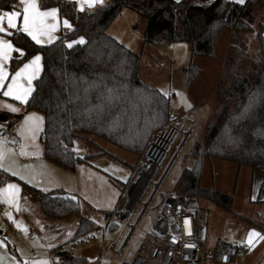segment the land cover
<instances>
[{"label":"trees","instance_id":"1","mask_svg":"<svg viewBox=\"0 0 264 264\" xmlns=\"http://www.w3.org/2000/svg\"><path fill=\"white\" fill-rule=\"evenodd\" d=\"M15 1L0 0V9H13ZM262 5L264 0H108L80 10L71 0H46L43 7H57L60 16L72 22L73 29L44 45L36 44L26 34H15L11 37L14 45L26 54L19 58L15 52L10 63L14 71L33 54L42 53L43 70L25 107L26 111L37 110L44 115L41 140L45 157L69 170H74L78 161L89 163L94 154L79 156L71 149L80 134L97 135L141 154L153 132L170 117L169 96L139 76L144 47L186 41L192 45V56L211 58L219 33L226 26L236 45L227 51L216 89L218 109L206 125L205 139L196 141L190 149L195 161L187 170L190 184L186 192L231 208L232 195L201 186L202 163L204 157H218L250 166L264 176V14L257 29L256 61L248 62L250 55L241 37V32L253 29L255 11ZM125 8L136 11L146 22L140 51L130 49L107 31ZM81 37L85 43H75ZM68 43L73 47L68 48ZM187 68L190 79L200 72L192 62ZM22 115L0 110V122L10 130ZM15 179L31 188L34 200L48 216H81L73 241L83 240L99 228L90 216L81 214L78 198L63 190L30 186L0 167V185ZM113 211H107V215ZM127 213L122 211L118 217ZM53 254V264L85 262L84 257L70 253L64 243L56 246Z\"/></svg>","mask_w":264,"mask_h":264},{"label":"rangeland","instance_id":"2","mask_svg":"<svg viewBox=\"0 0 264 264\" xmlns=\"http://www.w3.org/2000/svg\"><path fill=\"white\" fill-rule=\"evenodd\" d=\"M232 1L239 2V0ZM121 13L113 20V22L117 21L115 24L119 25L121 21H124V14L122 18L117 20ZM131 13L135 15V19L130 30L134 34H137L138 31L141 34V42L136 49L140 51L142 49L145 21L140 18L138 13ZM263 14L264 5L259 6L255 11L253 29L241 32V37L245 40L250 55L249 63L256 61L258 58L257 29ZM233 44L235 43L231 41V30L225 26L219 33L214 56L211 58L192 56V45L186 41H177L167 45L151 44L144 48L140 65L141 78L152 87L159 88L169 96L170 115L179 118L177 122L184 132L189 130L192 121L195 123V127L190 131L183 144V133L175 139L161 167L154 174L153 182L143 197V201L146 202L154 192L149 207L144 214L140 216L141 204L137 212H128L127 216L119 218L122 228L128 223L129 226H126L127 229L124 232L123 239L120 244H117V247L119 248L129 236L128 245L123 255H117L112 250L110 253L115 255L121 262L123 259L127 260L133 257L134 253L130 251L131 247L140 244L145 234L151 230L152 224L158 217L160 206L165 200L170 197L191 195L186 192L190 184L187 170L193 167L195 161L190 149L196 141L203 142L205 139L209 114L219 104L214 90L224 66L227 50ZM190 62L200 67V72L191 79L187 68ZM160 129L153 132L148 143ZM92 140L100 141L98 142L99 146L93 143ZM179 147L181 148L180 152L175 154ZM102 148L109 153L95 155L92 158L91 163L94 168L90 171L87 181L82 186L83 194L78 193V191L66 194L73 198L79 199L80 197L81 212L90 215L91 219L104 225L107 220L106 210L113 211L120 205L125 191H127L126 184L131 177L135 162L143 154L145 148L141 154H135L93 134H80L76 136L73 143V149L79 156L102 151ZM3 169L7 170L5 167ZM263 180V174L250 166H239L236 162L218 157H204L201 186L233 196L231 208H226L206 196L194 195L198 199L200 208L198 216L205 227L207 246L214 245L218 237L236 241L241 234L252 231L259 234L264 233ZM3 204L0 201V230L8 226L9 222H16L13 217L14 213L7 212ZM137 220V226L132 229L130 225ZM4 237H6L5 233L0 234V239ZM253 238L258 239L259 237ZM81 248L82 245L78 242L71 247L72 253L77 254Z\"/></svg>","mask_w":264,"mask_h":264},{"label":"crops","instance_id":"3","mask_svg":"<svg viewBox=\"0 0 264 264\" xmlns=\"http://www.w3.org/2000/svg\"><path fill=\"white\" fill-rule=\"evenodd\" d=\"M71 1H74L76 6L80 10L81 6H83V10L90 8L85 0H79V2H77V0ZM107 1L108 0H102V3L97 2L92 7L105 4ZM14 6H16L15 10H22L23 7L19 4V0L15 1ZM52 8L57 7H41L40 10H51ZM12 10L14 9H0V12ZM131 10L132 9L130 8L123 9L121 15L117 18V20H119V18H122V15L124 14V21H121L119 25L115 24L117 21H114L108 27L107 31L111 36L115 37L127 47L134 51H137V46L141 42V34L139 31L137 34H134L130 30V27L132 26L135 19V15H133V13L131 12H136L134 10ZM64 19L67 18L61 17L58 9L57 21H55L58 26L57 29L52 33V36L55 37L53 41H55L63 33L73 29L74 26L69 19L67 20L71 27L68 28L63 25L62 21ZM17 24L18 27L22 25V17L18 18ZM6 38L12 41L11 37ZM43 39L46 40V38ZM80 39L84 40V38L81 37L76 41ZM44 44L48 43H42L41 45ZM151 44L154 43H149L146 46H149ZM13 46L17 48L14 43ZM14 53L15 52L11 53L12 57ZM36 55L41 56L39 71L36 73L37 78L43 70V56L40 52H37L24 60L14 71L10 70L11 60L4 63V70L6 71L8 78L4 81V87L0 88V110L12 112L11 108L9 107L10 105L11 107L19 108L20 111L17 113H22L23 115L14 123L10 130H7L6 123L0 122V153L3 154V158L0 159V165H2L3 168L5 167L12 173H15L14 176L23 180L30 186H38L44 190H63L65 193L69 192L71 194L75 193V191H78V193L83 194L82 186L87 181L90 171L94 168L91 163L92 159L89 163L78 161L74 170L63 168L60 165L48 160L44 155V144L41 140V133L44 130L45 125L43 113L37 110L26 111L25 104L14 99V96L19 94L20 89L28 87L27 80L31 76L33 69H29L28 73H26L24 77H21L19 79L17 87L14 89L11 96L5 97L3 95V92L7 91V86L11 83V77L15 74V72L22 68L25 63L30 62ZM223 67L221 73L223 71ZM221 73L218 83L221 78ZM140 74L141 73L139 69V76L141 78L142 76ZM35 79L32 80L33 89ZM141 80L146 83L142 78ZM218 83L214 90L215 93ZM217 109L218 107H215V109L213 108L211 110L209 114V120ZM32 114H34L36 117L42 118L39 123L40 131L35 133L33 132V129L35 128L36 122L27 120V117ZM174 117L176 121H179L178 117ZM33 135H35L34 139ZM92 141L97 146H99L98 142L100 141ZM71 149H73V146L71 147ZM102 149L105 150L104 148ZM105 151L109 153L107 150ZM89 154H94L95 156L106 153L97 151L94 153H86L82 156ZM138 158L136 162L138 161ZM9 184L15 185V188H9ZM0 201L4 203L3 207L7 212L11 211L14 213L13 217L16 221L9 222L8 226L3 227L2 230H0V234L5 233L6 236L0 239V264H53L55 260L53 249L56 246L64 243L65 248L70 253H72L71 247L78 242L81 243L82 248L79 252H77V254L74 255L84 257V264H131L132 258H129L127 260L123 259L121 262L119 259H117V257H115V255H112L110 253L113 250L110 249L109 245L111 243H116V245L120 244L123 239L124 232L127 229L126 226H129L128 223L122 228L121 223L119 222V217H116L115 220L110 221V217L107 215V211L111 210H106L105 212L107 220L104 225L99 224L94 220L99 228L108 226L106 230H100L99 228H97L93 232L89 233L83 240L77 239L73 241L72 239L76 233L81 216L78 214H71L64 219H55L48 216L43 211L40 203L35 202L31 188L23 184L22 182L15 179L6 182L3 185H0ZM81 214L88 215L83 214L82 212ZM124 217L125 216L121 218ZM11 223H13L16 229L12 227ZM111 224L112 226L110 227ZM249 234L250 232L239 235L238 240L236 241H229L227 239H224L226 241L245 246V250H242L236 260L231 264H264V239L252 238V243L251 245H249ZM260 236L264 237V233L261 232ZM217 239L223 238L218 237ZM128 240L129 236L121 244V246L124 245L123 253L126 246L128 245ZM140 244L131 247L130 251L135 254ZM123 253L121 255H123Z\"/></svg>","mask_w":264,"mask_h":264},{"label":"built area","instance_id":"4","mask_svg":"<svg viewBox=\"0 0 264 264\" xmlns=\"http://www.w3.org/2000/svg\"><path fill=\"white\" fill-rule=\"evenodd\" d=\"M195 123L190 122L187 132L170 115L167 124L157 131L143 154L134 165L130 179L126 184L125 195L120 205L109 216L115 220L122 211L137 212L142 204L140 216L148 209L153 194L148 201L143 197L153 182V176L161 167L175 139L184 134L182 144L186 140ZM180 147L175 154L180 152ZM198 199L185 195L175 199H167L160 206L158 217L145 234L140 246L131 259V264H231L245 246L224 239H218L214 245L207 246L206 231L198 216ZM139 220V219H138ZM138 220L130 226L134 229ZM12 227H16L11 223ZM100 227V230H106ZM110 249L117 255L123 253L124 245L117 247L110 244Z\"/></svg>","mask_w":264,"mask_h":264},{"label":"snow or ice","instance_id":"5","mask_svg":"<svg viewBox=\"0 0 264 264\" xmlns=\"http://www.w3.org/2000/svg\"><path fill=\"white\" fill-rule=\"evenodd\" d=\"M79 2V0H77ZM88 3V6L91 8L95 3L101 2L102 0H85ZM240 3H243L244 0H239ZM46 3V0H19V4L22 5V10H15L16 6H12L14 10L12 11H2L0 12V88L4 87V81L8 78L7 73L4 70V63L11 60L13 57L11 53H19V58H22L26 53L20 49L15 48L11 40L6 37H13L15 34L23 33L31 38L32 41H35L36 44L48 43L51 44L55 37L52 36V33L57 29V16L58 9L52 8L51 10H40L41 7ZM83 10V6H81ZM22 17V25L18 27L17 20ZM52 21V22H50ZM65 27L70 28L67 19L62 21ZM6 24V27H5ZM43 38H46L43 39ZM75 43L84 44L85 41L80 39ZM68 48L73 47V43H68L66 45ZM41 62V56L36 55L30 62L25 63L22 68L15 72L11 77V83L7 86V91L3 92L5 97L11 96L14 89L17 87L18 81L21 77H24L28 73L29 69H33L31 76L28 78L27 83L28 87L22 88L19 90V94L14 96V99L23 103H28V97L33 92L32 80L36 78V73L39 71V66ZM11 111L17 113L20 111L19 108L11 107ZM29 121H35L36 125L33 129V132L40 131L39 123L42 120L40 117H36L34 114L27 117ZM35 135H33V139ZM23 154V153H22ZM3 158V154L0 153V159ZM0 167H3L0 165ZM15 175V173H13ZM9 188H15V185L9 184ZM14 202V201H13ZM260 236L258 232L252 231L249 234L248 243L251 245L252 238Z\"/></svg>","mask_w":264,"mask_h":264}]
</instances>
